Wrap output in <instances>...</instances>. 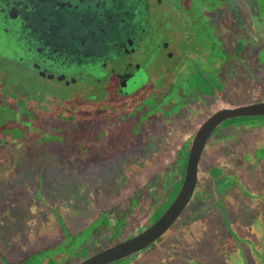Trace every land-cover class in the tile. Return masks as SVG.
I'll return each instance as SVG.
<instances>
[{"label": "flooded vegetation", "instance_id": "flooded-vegetation-1", "mask_svg": "<svg viewBox=\"0 0 264 264\" xmlns=\"http://www.w3.org/2000/svg\"><path fill=\"white\" fill-rule=\"evenodd\" d=\"M263 11L264 0H0L1 134L15 126L25 134L29 128L44 132L45 125L73 132L98 123H132L150 144L140 147L143 139L135 132L128 152L112 161L117 190H95L96 204L103 213L110 212L106 223L95 228L99 216L84 217L90 211L86 202L75 208L63 204L57 216L47 215L33 232L18 237H32L36 247L24 248L19 242L1 246L0 264H78L154 223L182 185L192 140L204 122L222 109L264 102ZM254 90L263 97L253 98ZM262 119L236 117L213 130L200 157L194 194L213 193L216 184L206 179L212 168H222L224 177H235L246 190L258 189L264 153L256 152L264 142L248 143L242 135L264 127ZM231 120L237 123L213 136ZM235 140L244 144L240 152L214 153L216 161L209 159L202 167L206 154L212 157L211 144ZM166 142L178 145L157 170L151 160ZM140 173L147 175L141 184L134 180ZM255 174L259 180L252 183ZM233 191L235 200L241 199L238 188L227 187L220 196L222 209L235 201L227 200ZM212 202L200 203L198 216L184 223L188 204L158 240L108 264H219L215 246L210 247V262L194 232H183L210 210L217 219H206L209 223L202 222L197 231L223 225ZM73 212L85 221L70 232L68 219L77 217ZM140 215L145 216L142 224L126 233ZM110 229L115 238H107ZM260 239L255 262L264 264V223ZM201 240L204 245L206 239Z\"/></svg>", "mask_w": 264, "mask_h": 264}, {"label": "rangeland", "instance_id": "rangeland-1", "mask_svg": "<svg viewBox=\"0 0 264 264\" xmlns=\"http://www.w3.org/2000/svg\"><path fill=\"white\" fill-rule=\"evenodd\" d=\"M259 17L264 18V11L259 14ZM227 18L229 20V16ZM226 34L227 31L224 32V36L227 37ZM203 38H205L204 34ZM228 55L231 54L228 52ZM226 67L229 65L226 64ZM229 77V74L225 73L222 78L229 81ZM260 97L263 95L254 90L253 98ZM1 115L0 130H4L5 124ZM85 115V113H81L83 118ZM245 122L248 123L251 120L248 119ZM236 123V120L224 123L213 136H219V132L224 126ZM135 125L115 122L98 123L92 124L88 128L73 129V132L69 128L60 132L57 128H48L45 125L42 128L44 132L39 131L38 128H29L25 134L22 133L21 128L15 126L11 130L7 129L6 133H0V247L13 245L17 242L21 243V247L24 248L36 247V241L32 237L23 239V241H18V237L24 232H33L47 218V215L57 216L63 204L64 206L72 205V208H75L74 205L78 202L81 204L86 202L90 211L83 213L84 217L99 216L98 222L94 225L95 228L99 226V223H106L110 212L103 213L96 204L98 198L95 190L101 186L112 188L113 191L117 190L116 169L112 161L124 150L125 154L128 152L134 134L138 130ZM138 125L142 131L146 130L140 123ZM60 126L68 127V124H60ZM137 134L143 139L140 147H148L150 144L146 141L145 135L143 138L141 133ZM152 134L155 135V133ZM242 137L248 143L250 141L264 142V127L254 129ZM177 145L166 142L157 149L160 155L151 160L157 170L168 163L171 158L170 154H173ZM243 145L242 141L238 140L231 143L211 144L208 152L212 151V157L207 153L202 167H207L209 159L212 162L216 161L214 153L222 155L223 153H233L234 150L240 152ZM261 153H264L262 147L256 154L260 156ZM233 163L236 164L237 160ZM223 174L222 168L210 169L206 179L207 183L216 184L213 193L209 191L202 197L198 192H195L183 213V222L185 223L198 216L196 211L202 209L201 204H205L204 202L208 200L213 201L212 207L218 208L223 225L197 231L196 227H199L202 222L206 223L208 220L217 219L216 212L210 210L209 213L201 215L200 219L194 220V224L189 229H184L183 232L188 230L194 232V238L200 245L199 249H203L204 255L210 259V262L213 259L210 247L214 248L215 246L220 256L219 264H257L255 259H258L259 248H261L260 237L264 223V177L259 183L258 189L246 190L243 185H240V180L231 176L224 177ZM146 178L147 175L140 173L134 177V180L141 184ZM251 180L252 183H256L259 180L258 174L251 177ZM230 186L238 188L241 199L235 200L238 199L237 191L231 192V196L227 200L235 201L231 204L228 203L225 210L219 204L220 196L221 192ZM51 195H55V200H51ZM204 197L208 199L205 200ZM100 202L104 204V200L101 199ZM207 206H204V209ZM72 215L80 216V213L73 212ZM78 216L68 219L70 232H75L83 226L82 221H85V218ZM144 219L145 216L140 215L135 224L126 230V233L133 232ZM113 233V229H110L107 238H115L116 234L113 235ZM202 238L206 239L204 245L201 244ZM77 253L79 256L85 255L84 251ZM194 255L192 254V257Z\"/></svg>", "mask_w": 264, "mask_h": 264}, {"label": "water", "instance_id": "water-1", "mask_svg": "<svg viewBox=\"0 0 264 264\" xmlns=\"http://www.w3.org/2000/svg\"><path fill=\"white\" fill-rule=\"evenodd\" d=\"M243 116H264V102L222 109L208 118L197 130L192 140L182 185L174 200L159 218L150 226L143 227L134 237L92 255L78 264L111 263L128 255L140 253L164 235L180 217L193 197L197 185L200 157L209 136L223 121Z\"/></svg>", "mask_w": 264, "mask_h": 264}, {"label": "trees", "instance_id": "trees-1", "mask_svg": "<svg viewBox=\"0 0 264 264\" xmlns=\"http://www.w3.org/2000/svg\"><path fill=\"white\" fill-rule=\"evenodd\" d=\"M174 191H175V190H174ZM174 193H175V192H174ZM174 193H173V194H174Z\"/></svg>", "mask_w": 264, "mask_h": 264}]
</instances>
